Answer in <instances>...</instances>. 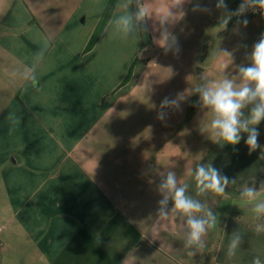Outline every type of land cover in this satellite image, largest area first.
I'll use <instances>...</instances> for the list:
<instances>
[{"label": "crops", "instance_id": "obj_1", "mask_svg": "<svg viewBox=\"0 0 264 264\" xmlns=\"http://www.w3.org/2000/svg\"><path fill=\"white\" fill-rule=\"evenodd\" d=\"M215 1L186 0V15L169 26L177 55L159 43L172 0H142L152 36L146 47L156 54L136 58L125 85L136 48L115 55V42L128 45L118 38L121 16L131 15V30L139 31L130 0L118 1L91 49L109 0H10L0 8V47L26 70L12 75L16 84L6 85L17 91L0 106V264H252L256 257L264 264V214L250 209L264 194V158L249 153L243 133L235 146L214 141L211 111L194 106V78L206 70L195 72L196 57ZM197 4L211 12L193 11ZM248 20L241 66L264 33L260 12ZM239 60L218 62L236 84ZM177 93L186 97L183 111L166 108V121L158 120L161 101ZM201 164L235 183L223 195L199 194ZM169 170L204 205L198 217L208 210L217 217L203 249L185 246L187 217L171 199L168 219L158 220V186ZM247 187L257 190L254 199L241 195ZM236 234L241 243L229 257Z\"/></svg>", "mask_w": 264, "mask_h": 264}, {"label": "clouds", "instance_id": "obj_2", "mask_svg": "<svg viewBox=\"0 0 264 264\" xmlns=\"http://www.w3.org/2000/svg\"><path fill=\"white\" fill-rule=\"evenodd\" d=\"M186 0H172V5L167 14L160 20L162 28L159 34L160 46L164 49L165 54L173 52L179 54L182 49L178 39L169 30L170 25H174L177 20L186 15L184 4ZM216 8L223 10L222 16L219 18V26L226 30L227 25L233 17H237L234 31L239 32L241 27H247L249 20L246 13L249 10H259L264 16V0H241L238 8L234 11L229 10L226 0H217ZM174 9V10H173ZM193 11H201L210 13L211 9L201 7L197 4ZM148 15L146 8H140L135 13L137 21H144ZM241 17H243L241 19ZM117 23L123 26L124 32L127 34L131 31L133 17L124 15L117 19ZM145 31H147V22L145 21ZM220 54L224 57H231L232 53L228 49H221ZM250 64L241 66L239 73L242 78L240 84H236L233 79L224 78L219 81L206 82L193 89V92L199 94V101L194 106H202L209 109L213 118L208 125L211 137L214 141H223L227 145H238L243 139L242 133H247L244 140L249 153L255 152L257 149H264V145L259 142L260 133L257 129L262 121H264V33L253 44L251 52L248 54ZM33 84H36V78H32ZM186 99L183 93H177L175 98L164 97L160 103V110L157 112V119L166 121L168 113L164 111L166 108L183 111L181 102ZM252 105L248 117L245 119L243 109ZM261 158H264V151H261ZM195 180L199 194L212 192L216 195H223L225 189L231 183H235L234 179H230L227 175H223L221 171L211 164L204 166L197 165L194 170ZM161 181L159 183V192L162 198L158 201L157 217L158 220H167L169 216V200L174 203V208L183 213L186 217L187 224V240L186 247L196 246L203 249L205 244L202 240L209 229L216 227L217 217L211 210H208L206 217H198L204 211V205L198 200H194L186 195V185H179L175 172L167 171L161 173ZM264 187V184H262ZM243 197L254 199L257 196V190L253 187H247L241 193ZM255 212L264 214V202L256 204ZM261 228H256V233L260 234ZM241 243V237L236 234L231 240L227 255L229 257L235 255L237 247ZM194 255V253H189ZM252 264H261L259 257L253 259Z\"/></svg>", "mask_w": 264, "mask_h": 264}, {"label": "rangeland", "instance_id": "obj_3", "mask_svg": "<svg viewBox=\"0 0 264 264\" xmlns=\"http://www.w3.org/2000/svg\"><path fill=\"white\" fill-rule=\"evenodd\" d=\"M9 3H10V0H0V8L4 6L6 8V6ZM140 3L142 4V0H140L139 5H140V8H143V6H141ZM216 3H217V0L214 3L213 11L211 12V17L207 25V29H204L203 32H201L203 35V38H202L201 45H200V48H199V51L196 57L197 63L195 65L196 67L195 72H197V70L201 71V69H204V70L206 69V70L204 74H201L200 76L198 75L195 76L194 78L195 87L200 86L201 84H204L206 82H214V81H219L224 78H227L224 75L225 74L224 72H230V70L227 71L228 69L220 68L218 62L220 61L230 62V58L231 60H233L234 58L235 61L241 59L238 61L239 63H241L240 64L241 66L244 60L243 55L247 53L249 49V40L246 38L247 33L245 31L247 27L246 28L241 27L238 33L235 31V33L237 34V38L234 37L235 33H232L230 31L231 29L234 28L237 17L232 18V20L227 25L226 30L220 28L219 18L222 16L223 10L217 9ZM226 3L228 4L229 10L234 11V8L232 5H235L238 8L239 4L241 3V0H237V2L236 0H226ZM131 9H132V6H131ZM250 11L251 10H249V12ZM255 11L257 13L259 10H255ZM134 18H135V15H134ZM118 38H125L128 42V45L125 43L121 45L120 43H118V41L115 42V45H116L115 55L117 54L126 55V52L128 50H130V52L132 53L134 49L136 48L135 58L131 64L132 72L134 70L133 64L135 65L137 62L136 58L138 57H139L138 59H141L143 57L148 58L149 57L148 55L154 56L156 54L155 51L152 52L151 49L141 44V37H140L139 31H137V34H136V31H132V30L127 34L124 32V36L118 37ZM118 38H116V35L113 37L115 41ZM221 49H228L232 53V56L224 57L223 55L220 54ZM117 65H118V62L116 61L114 65L115 69ZM15 72L25 74L26 70L25 68L21 66L19 67L18 64L12 61L9 55H7V52H5L4 49L0 47V79H1L0 80V88H1L0 89V106L1 108H4L7 105V102L11 98V94L17 91V86L11 89L7 87L6 85L7 83H11V82L13 86L16 84L15 80H12L13 78L12 75ZM219 72H221V74ZM20 81L21 79H19V82ZM237 84H240V83H237ZM259 125H260L258 128V131L260 133L259 142L261 145H264V121H262ZM260 202H264V194L260 196L259 199L251 203L250 209L255 210L256 204ZM246 208L247 207H244L242 205V209H241L242 213H245L244 210ZM252 214L257 215L255 211Z\"/></svg>", "mask_w": 264, "mask_h": 264}, {"label": "trees", "instance_id": "obj_4", "mask_svg": "<svg viewBox=\"0 0 264 264\" xmlns=\"http://www.w3.org/2000/svg\"><path fill=\"white\" fill-rule=\"evenodd\" d=\"M130 2H131V6L133 9L134 15H135L137 10L140 9L139 1L138 0H130ZM236 2H237V0H236ZM117 3H118V0H109V3L104 10L103 18H102L99 26L97 27L96 31L92 35L91 40L87 46V49H91L95 45L100 34L102 33L105 26L107 25V23L111 19ZM232 6H233L234 10L237 9V7L235 5H232ZM257 13H259V11ZM257 13H256V11L251 10L250 12L248 11V13H246V16H247V18H250V17L255 16ZM242 18L243 17H241V19ZM136 22H137V26H138L140 37H141V44L146 46L152 42V36L148 30V26H147V31H145V20L144 21H137L136 20ZM131 76H132V67L130 68L128 75L126 76V78L124 79V81L121 85H125L126 83H128L131 79ZM251 107H252V105H249L248 107L243 109V112H244L243 118L246 119L248 117ZM259 126L260 125H257L255 127H257V129H258ZM243 134L247 137V133H243ZM258 150L260 153H261V151H264V149H258ZM261 178H264V173L262 174ZM260 223L262 225H264V217L260 220Z\"/></svg>", "mask_w": 264, "mask_h": 264}]
</instances>
